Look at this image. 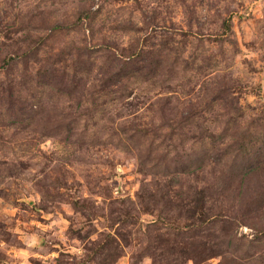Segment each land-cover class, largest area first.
Returning a JSON list of instances; mask_svg holds the SVG:
<instances>
[{
	"label": "rangeland",
	"instance_id": "obj_1",
	"mask_svg": "<svg viewBox=\"0 0 264 264\" xmlns=\"http://www.w3.org/2000/svg\"><path fill=\"white\" fill-rule=\"evenodd\" d=\"M0 264H264V0H0Z\"/></svg>",
	"mask_w": 264,
	"mask_h": 264
}]
</instances>
